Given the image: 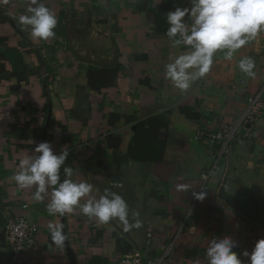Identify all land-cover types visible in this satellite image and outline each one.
I'll return each instance as SVG.
<instances>
[{"label":"crops","instance_id":"obj_1","mask_svg":"<svg viewBox=\"0 0 264 264\" xmlns=\"http://www.w3.org/2000/svg\"><path fill=\"white\" fill-rule=\"evenodd\" d=\"M209 9L258 40L196 55L176 27ZM0 62V264L7 206L38 227L33 262L170 246L182 264H264V112L211 172L194 138L263 87L264 0H0ZM112 68V84H89Z\"/></svg>","mask_w":264,"mask_h":264},{"label":"built area","instance_id":"obj_2","mask_svg":"<svg viewBox=\"0 0 264 264\" xmlns=\"http://www.w3.org/2000/svg\"><path fill=\"white\" fill-rule=\"evenodd\" d=\"M260 13L263 9L259 10ZM176 32L180 43L191 49L196 55L214 60L219 54L249 37L258 40L260 29L256 25H249L234 15L224 20L222 14L214 9L188 12L184 19L178 22ZM264 112V85L254 95L248 98V103L239 119L233 124H225L216 129L198 126L194 133L196 141L213 150V164L210 172L217 168L220 159L231 152V144L242 137L252 138L255 133L254 124ZM209 172L202 173L205 180ZM2 210V209H1ZM11 207L3 208L5 212L4 241L10 253L4 264H44L24 259V253L32 250L36 245L37 225L30 222L24 214L13 215ZM189 209L184 220L191 216ZM170 246L164 247L158 255L145 257L140 251L123 254L116 264H182L174 258Z\"/></svg>","mask_w":264,"mask_h":264},{"label":"trees","instance_id":"obj_3","mask_svg":"<svg viewBox=\"0 0 264 264\" xmlns=\"http://www.w3.org/2000/svg\"><path fill=\"white\" fill-rule=\"evenodd\" d=\"M3 67H4L3 64L0 62V72L3 70ZM116 73H117L116 72V68L102 70V71L98 72L97 75H95V74L94 75L95 76H99V75H101V76H103V75L107 76V78H105V80L107 79L106 80L107 82L104 81V78L103 77H101L100 79H98L99 81L97 80L98 81L97 82L96 80L93 79V72H90V73H88V81H89V84L91 86H95V88L100 89L106 83L107 84H112L113 83V79L116 76Z\"/></svg>","mask_w":264,"mask_h":264},{"label":"rangeland","instance_id":"obj_4","mask_svg":"<svg viewBox=\"0 0 264 264\" xmlns=\"http://www.w3.org/2000/svg\"><path fill=\"white\" fill-rule=\"evenodd\" d=\"M128 197H129V198L127 199V201H130V202H131V201H132V202L134 201V199H133L131 196H128Z\"/></svg>","mask_w":264,"mask_h":264}]
</instances>
